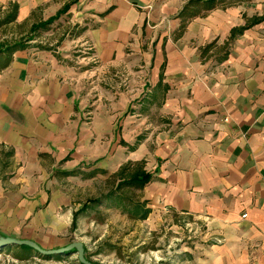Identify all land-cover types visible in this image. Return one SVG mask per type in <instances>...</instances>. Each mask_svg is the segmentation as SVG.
<instances>
[{"label":"crops","instance_id":"1","mask_svg":"<svg viewBox=\"0 0 264 264\" xmlns=\"http://www.w3.org/2000/svg\"><path fill=\"white\" fill-rule=\"evenodd\" d=\"M188 1L0 0L18 6L27 33L68 8L42 39L52 49L17 52L0 69V167L11 171L0 236L67 246L57 179L82 161L85 176L100 172L93 180L144 162L150 216L204 228L194 264H264V0L216 9L180 35ZM71 44L87 66L68 59Z\"/></svg>","mask_w":264,"mask_h":264},{"label":"rangeland","instance_id":"2","mask_svg":"<svg viewBox=\"0 0 264 264\" xmlns=\"http://www.w3.org/2000/svg\"><path fill=\"white\" fill-rule=\"evenodd\" d=\"M6 16L7 12L0 9V42L13 41L26 36L27 32L22 27L2 25ZM64 30L65 28H60L55 34L59 37ZM69 50H71L69 60L82 62L83 66H87L85 64L89 60H82L85 56L84 52L87 51L75 48V44H71ZM90 62L93 61L90 60ZM89 89L91 96L87 99L90 102L99 91L94 85ZM80 93L82 99L80 111L83 118V115L88 113L89 107H83L86 105L85 102L83 103V88ZM104 96H107L106 92ZM81 148L79 149L80 154H83V143ZM68 161L70 160H66L65 163ZM73 164L71 161V166ZM64 165L67 166L68 163ZM60 166L63 168V164ZM62 168L57 166V171H62ZM72 172L79 173L73 176L70 175ZM96 172L89 171L88 174ZM10 173L9 169L0 167V184L11 175ZM101 173V176L94 180L87 179L89 175L83 174L82 161V165L77 169L65 171L66 178L57 179L56 189L61 191L63 198L62 211L66 217L67 214L70 216L67 231L56 237L58 242L67 243V246L74 242L83 243L91 259L99 264H194L191 258L196 253L195 247L201 246L204 238L202 234L204 228L201 224H199L200 231L197 232L191 225H188L192 223L191 220L185 223L180 220L175 223L159 215L150 216L151 212L146 214L144 210L138 214L125 211L111 197L114 189L113 175L106 172ZM137 199L144 202L141 193H137ZM183 259L184 263L181 261ZM75 260L76 257L73 256L62 261L41 260L38 264H73ZM11 261V256L0 255V264H7Z\"/></svg>","mask_w":264,"mask_h":264},{"label":"trees","instance_id":"3","mask_svg":"<svg viewBox=\"0 0 264 264\" xmlns=\"http://www.w3.org/2000/svg\"><path fill=\"white\" fill-rule=\"evenodd\" d=\"M244 0H189L177 18L180 21L179 33L182 35L189 23L197 18L205 17L210 12L226 8ZM0 9L7 12L5 20L2 25H16L18 16V6L11 4L8 7L0 6ZM68 8H64L56 17L51 18L48 21L35 24L31 27L26 36L13 41L0 42V69H4L9 66L15 53L24 51L31 47H37L40 49H52L48 44H44L43 38H46V34L54 31L53 24L67 12ZM241 33L242 31H238ZM218 40L207 45L201 50L202 58H208L212 52L218 47ZM228 57V50H222V55L218 58V62H223ZM79 172H72L70 175H77ZM97 173L88 174V178L94 177ZM114 189L111 193V197L114 202L122 206L125 211H131L133 214H138L141 210H144L146 214L151 211L147 209V203L140 202L137 199V193H141L144 187L152 180L153 174L145 170L144 162H129L124 164L120 170L112 176ZM136 211V212H135ZM146 217V216H145ZM6 254L11 256L12 261L7 264H38L39 261L56 260L62 261L70 259L75 256L71 253L62 254L56 256H43L38 252L27 246H11L4 250H0V255ZM88 261L94 262L87 251H85ZM76 257V256H75ZM73 264H80L76 258Z\"/></svg>","mask_w":264,"mask_h":264},{"label":"water","instance_id":"4","mask_svg":"<svg viewBox=\"0 0 264 264\" xmlns=\"http://www.w3.org/2000/svg\"><path fill=\"white\" fill-rule=\"evenodd\" d=\"M11 246H27L38 252L43 256H56L62 254H69L72 252L76 256L80 264H95L87 260L85 254V246L81 242H74L68 246L59 249H45L42 248L38 243L31 240H18L11 237L0 236V250H4Z\"/></svg>","mask_w":264,"mask_h":264}]
</instances>
